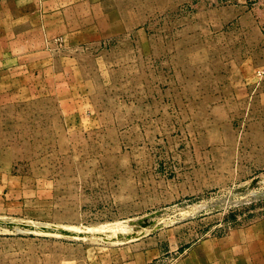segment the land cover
<instances>
[{
    "label": "rangeland",
    "instance_id": "obj_1",
    "mask_svg": "<svg viewBox=\"0 0 264 264\" xmlns=\"http://www.w3.org/2000/svg\"><path fill=\"white\" fill-rule=\"evenodd\" d=\"M107 1L35 37L0 93V221L98 235L0 227V264L132 246L148 264L232 262L264 233V34L239 36L213 0Z\"/></svg>",
    "mask_w": 264,
    "mask_h": 264
},
{
    "label": "crops",
    "instance_id": "obj_2",
    "mask_svg": "<svg viewBox=\"0 0 264 264\" xmlns=\"http://www.w3.org/2000/svg\"><path fill=\"white\" fill-rule=\"evenodd\" d=\"M255 1L213 0L237 12L231 18L233 22H237L239 36L259 39L263 36L264 29L256 12L259 6ZM108 4L107 0H0L1 95L5 96L9 87L7 83L11 82L7 68L11 71L12 67L15 69L23 65L31 66V62L33 63V52L37 50L33 49L35 37L44 39L45 34L52 35L55 25L64 28L65 23L87 21L77 15L79 10L85 12L87 7H102ZM62 31L64 34L65 30ZM15 78L14 75L13 79ZM239 247L241 249L237 251L236 260L221 264H264V233L254 234L250 239L245 238L244 244ZM137 250L136 246L126 247L118 252L122 259L118 257L115 260L111 256L109 260L101 259L95 264H148L147 254ZM192 255L193 257L182 259L179 264H218L209 260L211 252L196 251Z\"/></svg>",
    "mask_w": 264,
    "mask_h": 264
},
{
    "label": "water",
    "instance_id": "obj_3",
    "mask_svg": "<svg viewBox=\"0 0 264 264\" xmlns=\"http://www.w3.org/2000/svg\"><path fill=\"white\" fill-rule=\"evenodd\" d=\"M0 227H7L13 228L17 231L22 232H31V233H42L48 235H56V236H63V237H70V238H89L91 236H97L96 233L90 232H81L76 231L70 228H57L52 227L44 224H29V223H14V222H2L0 221ZM137 234H125V235H118L117 239L120 241H131L137 238Z\"/></svg>",
    "mask_w": 264,
    "mask_h": 264
}]
</instances>
